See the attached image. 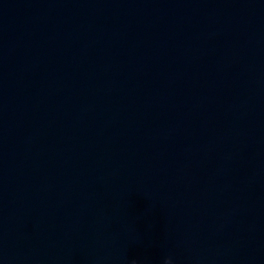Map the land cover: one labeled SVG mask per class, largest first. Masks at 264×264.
<instances>
[{"label":"water","instance_id":"obj_1","mask_svg":"<svg viewBox=\"0 0 264 264\" xmlns=\"http://www.w3.org/2000/svg\"><path fill=\"white\" fill-rule=\"evenodd\" d=\"M264 264V0H0V264Z\"/></svg>","mask_w":264,"mask_h":264},{"label":"clouds","instance_id":"obj_2","mask_svg":"<svg viewBox=\"0 0 264 264\" xmlns=\"http://www.w3.org/2000/svg\"><path fill=\"white\" fill-rule=\"evenodd\" d=\"M132 264H135V261H133ZM163 264H172V258L171 257H166L164 259Z\"/></svg>","mask_w":264,"mask_h":264}]
</instances>
